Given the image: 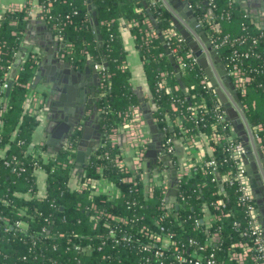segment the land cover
Returning a JSON list of instances; mask_svg holds the SVG:
<instances>
[{
    "label": "trees",
    "instance_id": "1",
    "mask_svg": "<svg viewBox=\"0 0 264 264\" xmlns=\"http://www.w3.org/2000/svg\"><path fill=\"white\" fill-rule=\"evenodd\" d=\"M37 1L44 6L43 16L63 45L64 58L77 65L87 59L92 64L103 63L110 77L101 81L97 92L100 141L83 174L76 176L73 173L82 135L80 128L52 153L45 146L33 143L39 124L38 114L30 112L33 96L40 93L32 88L38 68L37 55L31 53L23 59L9 98L2 99L0 94V264H190L179 262L178 255L195 257L197 252L214 253L225 264H237L229 258V248L242 238L246 218L234 185L226 187L225 204L217 209L221 196L217 194L216 183L211 181L210 174L205 176L201 169L193 170L191 176L179 179V196L185 195L186 201H181L177 209L176 204L169 206L165 202V187L154 169L149 175L154 184L148 186L147 178L115 162L117 155L124 157L123 148L119 143L113 145L110 135L114 129L123 131L130 107L141 106L140 96L132 86V73L124 66L123 24L129 26L135 37L154 103L153 116L162 132L168 121L181 116L190 134H209L213 108L220 105L204 68L186 57L191 52L188 43L167 37L166 31L173 27V21L162 0L154 3L152 0ZM208 1L189 0L209 33L212 25L229 33L222 28L226 23L234 34L247 36L240 50L249 52L250 56L242 58L240 63L251 81L246 95L240 97L246 105L250 126L262 125L259 134L264 144V29L256 27L235 0H212L213 7ZM28 16L29 9L25 7L4 11L0 19V85L9 80ZM152 28L156 35L149 37L147 32ZM253 38L257 43H253ZM69 42L72 48L68 47ZM231 51L227 47L223 49L224 62ZM179 57L186 63L184 69L179 67ZM162 82L165 83L161 87ZM249 94L258 96L260 103L251 101L248 105L244 99ZM201 103H207L209 113L200 121L203 111L198 109L197 117L192 120V107ZM168 133L176 139L182 135L177 127ZM39 148L44 155H38ZM211 157L217 160L221 171L234 164L222 146L212 156L207 155L208 159ZM179 158L177 153L172 154L176 168ZM159 165L165 167L164 163ZM37 169L46 173L47 185L42 196L38 195ZM130 175L134 176L136 185L124 180ZM102 177L112 179L122 194L108 199L103 194L92 193V187L81 189L86 179ZM96 211L106 215L97 218ZM214 215L220 218L210 222ZM17 220L27 221V229L15 227ZM161 226L165 227L164 231ZM110 231L116 232L119 243L110 236ZM215 233L219 237L214 241ZM152 234L163 237L173 234L172 243L168 246L157 243ZM125 236L130 241L122 240ZM78 244L92 249L76 251ZM147 244L151 248L143 249ZM156 248L164 251L163 256H155Z\"/></svg>",
    "mask_w": 264,
    "mask_h": 264
},
{
    "label": "built area",
    "instance_id": "2",
    "mask_svg": "<svg viewBox=\"0 0 264 264\" xmlns=\"http://www.w3.org/2000/svg\"><path fill=\"white\" fill-rule=\"evenodd\" d=\"M152 1L154 3L156 0ZM186 1L188 2L189 7L193 9L192 4L189 2V0ZM207 4L213 7L212 0H209ZM37 7L40 9L41 14L43 15L45 10L44 6L38 4ZM20 9L23 8L10 7L6 8L5 11ZM27 9L29 8L27 7ZM172 24L173 27L166 31L167 37L169 39L175 37L179 42L184 41V37L177 31L173 22ZM210 29L212 31L211 33H209L211 47L214 51L217 52L221 59L222 51L225 47L232 50L231 54L227 57V60L225 62L223 60L222 61L233 81L235 90L237 91L239 96L240 94L243 96L246 95L251 77L247 74L246 69L242 66L240 61L242 60V58H248L250 56V53L241 52L240 47L247 40V36H245L243 33L238 35L224 33L215 25H212ZM147 35L149 37H153L156 35V32L152 28L147 32ZM252 41L254 44L257 43L256 38H253ZM68 47L72 48L73 44L69 42ZM176 50L177 48H174V51ZM186 57L192 59L194 62H198V59L194 56L192 50L189 54H187ZM179 65L181 69H184L186 67V63L183 57H179ZM94 67L98 71L101 81H104L110 77V75L107 74L105 70L106 67L103 63H95ZM203 81L206 82V79H204ZM7 83L8 81L3 85H0L1 98H4L3 96L7 87ZM164 83L165 82H162L160 86H164ZM219 101L220 105L217 104L216 107L213 108L214 120L211 123V132L209 134H190L189 130L184 128L183 117L181 116H178L175 120L168 121L167 125L162 129L163 132L157 126L161 136L160 149L156 153V162L151 166H148V162L146 160L150 139L149 135L144 131L145 119L142 109L140 106L130 107L129 111L126 113L122 131L125 134L127 149H124L123 145L124 157H120L119 155H117L115 162L118 166H128V168L134 174L139 173L142 178H147L146 182L148 186L154 184L155 180L153 178H150L149 176L151 171L154 169L156 173H158L160 181L165 187V202H167L169 206H172L174 204H178L179 206H181V201H186V196H179L178 183L177 195L171 194V159L172 154L177 153V144L181 143L185 148V155L183 156V158H185H179L180 160L178 162V168L173 165L177 170L178 182L180 177L191 176L193 170L200 171L201 169L203 175L205 176L210 174L211 181L216 183L217 185V194L221 196V198L216 203L217 209L222 208L225 204V198L223 197L226 195V187L234 185L237 188L239 194V202L245 208L246 224L242 232V238L239 241L233 243L229 248V258L237 264H264V228L260 213V209H264V173L262 176L260 174V171L258 172V180H260L263 190V193L259 195L261 203H258V198L255 195V191L252 186V180L245 164V155L247 153L246 149L243 142L239 139L238 134L236 133L231 121L228 120L223 103L220 99ZM41 104V95L35 94L33 96V106L30 108V112L38 114V111L42 108ZM173 107L174 109H176L175 105H173ZM243 108L245 111L246 105L244 103ZM198 109H201L203 111L201 113L200 121H204L206 114L210 111V108H208L207 103H201L198 106H193L191 111L192 120L194 117H197V114L199 112ZM174 127H177L182 132L181 137L178 139H176L174 135H169V133L167 134V132L171 131V129H173ZM251 130L264 157V144H261V136L259 134V132L262 130V125L260 124L253 127L251 126ZM122 132H118L117 129H114L112 131L110 140L113 145L119 143V135ZM219 146H222L229 154V158L234 161L233 166L225 171H221V168H219V164L214 157H211L209 159L207 158V155L212 156L213 152ZM37 153L38 155L45 154V152L40 148L37 150ZM168 157L170 158L168 159ZM160 163H164L165 167H161L159 165ZM39 171H41V169H37V173ZM134 179V176L130 175L124 180L133 182L134 185H136L137 182ZM88 187L93 188L92 193L103 194L108 199H114L122 194L119 186L112 179H109L107 177H102L99 180H93L91 178L86 179L81 185V189H86ZM178 199H180V201H178ZM96 213H98V215L96 216L97 218L101 215H106L100 211H96ZM107 217L119 222H125L124 219L119 217L111 215H107ZM219 218L220 217L218 215H214L211 217L210 222L216 221ZM196 224L197 226L200 224V221L198 219L196 221ZM14 226L21 230H26L28 227V223L25 220H17L14 222ZM43 229V231H46V228ZM161 230L164 231L165 227L161 226ZM110 236L115 238L117 243L121 241L119 237H116L115 231H110ZM172 236L173 234H169L165 237L161 236L160 234H152L153 240L155 242H161L165 246H168L172 243ZM218 237V233H215L213 236V240L215 241V239H217ZM122 240L130 241V238L125 236L122 237ZM173 243L177 245L175 241ZM150 248L151 244L143 246V249L145 250H149ZM85 249L90 250L92 248L91 246H87L84 248L79 244L75 247L76 251H85ZM154 253L155 256L159 258L163 256L164 251L162 249L156 248ZM178 260L181 263L186 262L190 264H225L224 262L218 260L214 253L206 255L204 252H197L195 257H187L184 254H179Z\"/></svg>",
    "mask_w": 264,
    "mask_h": 264
},
{
    "label": "water",
    "instance_id": "3",
    "mask_svg": "<svg viewBox=\"0 0 264 264\" xmlns=\"http://www.w3.org/2000/svg\"><path fill=\"white\" fill-rule=\"evenodd\" d=\"M162 2L171 12L174 25L180 31L185 41L188 43L190 49L194 53V56L197 57L198 63L204 68L207 76L209 77L213 87L215 88L219 96V99L224 105L228 120L231 121L236 133L238 134L239 139L244 144L247 152L245 155L246 168L248 173L250 174L252 186L254 188L255 195L258 198L257 201L258 203H261L257 189V180L259 179V174L257 173V171L259 169L260 174L263 176L264 157L258 147V143L254 138L251 126L246 118L241 97L235 90L233 81L228 74L220 56L216 51L212 50L211 43L204 33L200 22L196 19L194 10L189 7L188 2L186 0H162ZM176 2H178L181 6L184 5L186 9L185 13L177 11V8L174 6ZM262 13H258V15L262 17L256 18L255 20H257V22L259 23L261 22L260 25L264 28V12ZM187 15L193 18L192 22L190 19H188ZM2 17L3 14H0V19ZM152 22L155 27L158 28L156 22L154 20ZM189 22L191 24H188ZM96 24H98L97 20ZM193 28L201 32L204 41L200 38H198L200 41L198 39H194L196 34ZM199 42L201 43V46L198 44ZM61 47H63V45H61ZM30 53H33V51H30ZM33 54L36 55L35 52ZM22 55L23 49H21L20 47L19 51L16 54V62L14 63V67L9 75L7 87L4 92V98L6 99H8L10 96L14 81L17 76L18 68L22 63ZM204 56H207L209 58L212 57L218 64V67L214 66V63H211V66H208L206 63H204ZM93 65L90 66L89 69L86 68V71L83 73H78L76 67L72 68L71 63L69 62L59 63L57 65L59 67L57 74H55V72H52L51 74L44 73L43 68H41L39 72H37V76L32 83V88H36L42 78H44L47 85L52 89H54L56 84L59 83L68 84L67 88H69V90H73L72 93L74 94V96H72L69 101H65L63 99L61 100L62 103L60 104L57 116L54 118L55 121L52 126L51 136H49L48 145L53 147L57 143L60 144L67 142L75 129L80 128L82 130L81 139L77 147L76 165L73 173L74 176H76L78 173L81 175L83 174L84 169L88 166L90 157L96 150V145L97 143H99L101 136L99 119L96 122L97 124L88 123L86 121L89 118V116L87 115L89 110L95 109L97 111L96 100L93 102L91 100V102L89 103L88 96L89 94H91L93 97H95L98 90L96 92V88L94 86V89H88L87 85L85 87L86 77H84L87 76L90 70L92 73L94 72V77H96L97 75V77L99 78V75L96 74L97 71L94 70ZM57 66H55V68H57ZM78 76L84 77L82 78L84 79V81L78 80ZM95 86L97 85L95 84ZM90 105H92V107H90ZM147 119L151 126L152 132L158 133L157 125L153 122V114L147 115ZM95 133H97L98 135H96ZM95 139L97 140V143ZM124 142L125 134L122 133L119 135V145L121 148H123ZM158 143L160 144V141H158ZM154 152L155 151L153 150L147 152L146 160L148 162V166L152 165V163H150V157L154 156ZM169 158L170 157H168V159ZM152 162H154V160ZM257 165L258 168L256 167ZM177 183V170L171 162V194L173 195H177ZM176 208H179L178 204H176ZM260 213L264 228V209L261 208Z\"/></svg>",
    "mask_w": 264,
    "mask_h": 264
},
{
    "label": "crops",
    "instance_id": "4",
    "mask_svg": "<svg viewBox=\"0 0 264 264\" xmlns=\"http://www.w3.org/2000/svg\"><path fill=\"white\" fill-rule=\"evenodd\" d=\"M235 2L245 12V15L250 18V21L256 27L264 29L260 25L261 22L259 23L257 22V20H255L256 18L262 17V16H259L258 13L264 12V0H235ZM37 5H38L37 0H0V14H3L6 8H10V7H13V8L28 7L29 8L28 22L24 30L22 44H21V49H23V55L21 57V60L23 61V59L26 56L31 54L30 51H33V53L34 52L36 53L37 55L36 57L38 58V68L36 70L35 77L37 76V72H39L41 68H43L44 73L51 74L52 72H55V74H57L58 68H59L57 65L59 63H65V62L71 63L72 68L76 67V69L78 70V73L85 72L86 68L89 69V67L93 65L91 63V59H87L85 63L81 65H77V64L70 62L69 60H66L64 56H62L61 43L58 37L51 30L50 26L48 25V22L46 21L44 16L41 14V11L37 7ZM174 6L177 8L178 12L185 13L186 9L184 5L181 6L178 2H176ZM194 15L196 19L200 22L204 33L206 34L208 40L210 41V36H209L210 31H207L205 29L204 24L196 16L195 13ZM187 17L188 19L191 20V22L193 21V18L191 16L187 15ZM188 24H191V23L189 22ZM222 28L226 29L224 30L225 32H229L233 35H237V34H234L235 32L233 28L229 29V26L226 23L222 26ZM193 29L196 34L195 36L196 38L194 37V39L197 40L198 38H200L201 40H203L201 32L195 28ZM177 31L180 33L178 29ZM121 35H122V39L124 41L125 50H126V58L124 61V66L130 69L132 73V80H131L132 86L134 90L136 91V93L140 96V101H141L140 107L142 109L144 119H145L144 131L149 135V139H150L148 151L150 150L155 151L154 156H153L154 158L150 157V163L154 164L156 162L155 153H157L158 150L160 149V144L158 143V141H160L161 136H160L159 129H158V133L152 132L151 126L147 119V115L153 114L154 112L153 111L154 103H153L151 92H150V89L147 83L145 70H144V63L141 59L139 50L136 47L135 37L132 35L129 29V26L124 25V24L122 25ZM198 44L201 46L200 42ZM33 53L31 55L35 57ZM203 61L208 66H211V63H214V66L218 67V64L215 62V60L212 57L209 58L207 56H204ZM43 64H44V67H43ZM55 66H57V68H55ZM93 68L94 70H96L94 65H93ZM97 72L96 74L99 75V73ZM84 77H86L85 87L87 85L88 89H94L93 88L94 86L97 92L98 86L100 85V82H101L100 75H99V78L97 77V75L96 77H94V72L92 73L89 70L87 76H84ZM84 77L78 76L77 79L84 81V79H82ZM95 84L97 86H95ZM210 84L212 85L211 81H210ZM67 85L68 84L58 83L56 84L55 88L52 89L51 87L47 85L46 80L42 78V80L39 82L38 86L36 87L37 90L40 92L39 94L41 95L42 108L38 111L39 124L33 136L34 137L33 143L38 144L40 146H45L46 150L49 153L56 151L57 148L63 144V143H60V144L57 143L55 146L52 147L48 145V141H49V136H51L53 123L55 121L54 118L57 116L60 104L62 103L61 100L63 99L65 101H69L70 98L74 96V94L72 93L73 90L71 89L69 90V88H67ZM96 97H97V93L95 97L89 94L88 102L90 103L91 100L92 102L95 101ZM90 107H92V105H90ZM87 115L89 116V118L86 120L88 123L97 124L96 122L99 119L98 110L96 111L95 109L93 110L91 109L89 110ZM153 122L154 124L157 125L156 121L154 120V116H153ZM124 149H127L126 141L124 142ZM184 149L185 148L181 143L177 144V153L181 159L185 155ZM153 160L154 162H152ZM256 167L258 168V165ZM258 172H259V169L257 173ZM37 184H38V195L39 196L44 195L47 184H46V173L43 170L37 173ZM257 189H258L259 195L263 193L262 184L260 180H257Z\"/></svg>",
    "mask_w": 264,
    "mask_h": 264
},
{
    "label": "rangeland",
    "instance_id": "5",
    "mask_svg": "<svg viewBox=\"0 0 264 264\" xmlns=\"http://www.w3.org/2000/svg\"><path fill=\"white\" fill-rule=\"evenodd\" d=\"M253 99H256V100H253ZM246 101V103L249 105L251 103V101H258L260 103V98L256 95H250L248 96V98H245L244 99Z\"/></svg>",
    "mask_w": 264,
    "mask_h": 264
},
{
    "label": "flooded vegetation",
    "instance_id": "6",
    "mask_svg": "<svg viewBox=\"0 0 264 264\" xmlns=\"http://www.w3.org/2000/svg\"><path fill=\"white\" fill-rule=\"evenodd\" d=\"M96 101H97V97H96V99H95ZM82 110V109H81ZM80 110V111H81ZM96 135H98L97 133H95ZM95 141H96V143H97V140L95 139ZM98 144V143H97ZM96 147H97V145H96ZM93 154H94V152H93Z\"/></svg>",
    "mask_w": 264,
    "mask_h": 264
}]
</instances>
